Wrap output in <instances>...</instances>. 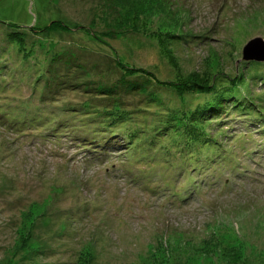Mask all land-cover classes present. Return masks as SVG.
<instances>
[{
    "label": "rangeland",
    "instance_id": "rangeland-1",
    "mask_svg": "<svg viewBox=\"0 0 264 264\" xmlns=\"http://www.w3.org/2000/svg\"><path fill=\"white\" fill-rule=\"evenodd\" d=\"M142 1L0 0V264H264V0Z\"/></svg>",
    "mask_w": 264,
    "mask_h": 264
},
{
    "label": "trees",
    "instance_id": "trees-1",
    "mask_svg": "<svg viewBox=\"0 0 264 264\" xmlns=\"http://www.w3.org/2000/svg\"><path fill=\"white\" fill-rule=\"evenodd\" d=\"M124 2L125 3H132L133 2V4H135L134 6H131L130 4H127L128 9L126 10V12H128L129 15H133L134 16L138 12L145 11L143 9H140V7H142V5H144V2L142 0H132V2H131V0H124ZM119 66L124 70V73L122 74V79L120 80L121 87L125 86V87H127V89L138 88V87H136L137 86L136 82H131V81L128 82L127 76H133L135 72H138L139 74L143 73L144 68H142V67H133V66H129V65H126V64H123V63L119 64ZM155 77H156L155 74L151 75V78L156 79L160 84H168L170 86L179 88L181 90L188 89L191 86H193V87L194 86H198V85L200 86V84H201V86H203L202 83L206 84L208 82V81L207 82H202V81H196V80L194 81V80H192V78H191L192 76L191 75L189 77L185 78V80H182V81L161 80V79H158V78H155ZM139 84H141V83H139ZM110 89H115V87L112 86V87H110ZM207 143H209V142H207Z\"/></svg>",
    "mask_w": 264,
    "mask_h": 264
},
{
    "label": "water",
    "instance_id": "water-1",
    "mask_svg": "<svg viewBox=\"0 0 264 264\" xmlns=\"http://www.w3.org/2000/svg\"><path fill=\"white\" fill-rule=\"evenodd\" d=\"M254 43H257L260 48L252 47ZM243 57L244 59L264 60L263 39L260 37H255L254 39H251L243 48Z\"/></svg>",
    "mask_w": 264,
    "mask_h": 264
},
{
    "label": "bare ground",
    "instance_id": "bare-ground-1",
    "mask_svg": "<svg viewBox=\"0 0 264 264\" xmlns=\"http://www.w3.org/2000/svg\"><path fill=\"white\" fill-rule=\"evenodd\" d=\"M10 43V42H9ZM58 51V50H57ZM53 52V51H52ZM52 54V53H51ZM50 67V66H49ZM216 97V96H215ZM11 121V120H10ZM20 124V123H19ZM200 144V143H199ZM201 145H202V143H201ZM196 146V145H195ZM200 149V148H199ZM197 151V150H196Z\"/></svg>",
    "mask_w": 264,
    "mask_h": 264
}]
</instances>
